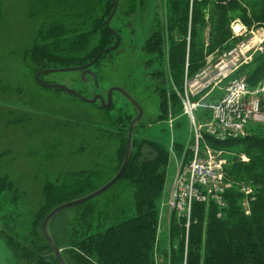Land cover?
<instances>
[{"label":"trees","instance_id":"1","mask_svg":"<svg viewBox=\"0 0 264 264\" xmlns=\"http://www.w3.org/2000/svg\"><path fill=\"white\" fill-rule=\"evenodd\" d=\"M115 1L114 16L122 21L141 15L146 9L145 0ZM112 8L111 0H28L27 18L35 26L33 39L22 54L28 72L32 75L50 66L68 68L91 62L111 43L112 34L105 22ZM167 10L168 67L180 88L185 72L192 78L205 67L206 58H219L238 43L239 38L231 32L235 20L247 30L264 27V0H167ZM1 11L0 0V20ZM205 31L206 40L202 34ZM160 51L161 39L154 34L142 49L147 66L156 62ZM236 75L245 77L249 89L255 88L264 79V51L250 64L242 65ZM166 97L165 94V101L160 104V118L167 113ZM171 99L175 102V95ZM27 100L28 95L21 101L27 104ZM1 109L5 108H0L4 126L28 121L25 113ZM98 111L94 119L74 118L68 112L62 125L56 120L49 125L67 129L68 136L65 146L64 140L45 146L47 159L69 153L88 159L89 168L58 174L55 182L42 186L41 203L27 232L6 239L16 264H58L41 234L44 218L55 207L96 191L119 170L127 136L113 129L114 121L105 110ZM17 114L22 116L18 119ZM203 142L218 151L239 146L249 161L234 162L226 168V181L231 185L224 194L226 207L221 218L217 217L218 207L211 202L193 205L187 232L183 220L173 219L174 248L169 264H264V137L247 134L221 142L204 133ZM168 160L167 152L158 143L133 141L126 169L109 190L88 203L65 210L70 216L62 222L57 219L62 212L50 221L48 232L58 248L75 244V251L68 252V258L61 253L67 264H153L156 202L165 185ZM3 168L0 166V208L16 205L24 197ZM243 184L251 185L255 192L249 215H244L239 206L238 186ZM107 223L111 224L109 228H105Z\"/></svg>","mask_w":264,"mask_h":264},{"label":"rangeland","instance_id":"2","mask_svg":"<svg viewBox=\"0 0 264 264\" xmlns=\"http://www.w3.org/2000/svg\"><path fill=\"white\" fill-rule=\"evenodd\" d=\"M27 2L28 0H1L0 108L13 110L16 113H25L28 115V121L21 122L17 126H4L0 122V166L4 167L3 170L9 179L14 181L19 190L24 193V197L17 201L16 205L8 204L9 206L0 208V264H16V260L6 246V239L14 237L15 233L24 235L27 232L33 214L41 203L42 186L46 182H55L58 174L89 168V161L83 156H71L66 153L58 158L47 159L45 146L58 143L68 136L67 129L60 128V126L51 128L49 125H52L53 120H56L58 125H62L61 120L66 117L68 112L72 113L74 118L94 119L98 110L101 109L99 103L89 105L72 101L71 96L60 90L46 88L44 89L48 90L47 92L38 90L37 86L39 85L35 76L39 71L31 75L22 61L23 49L32 41L35 31L34 24L27 18ZM145 4L146 9L141 15L123 21L116 15L111 20L109 27L118 34L119 44L115 50L106 53L103 59L101 58L90 68L96 77L97 88L89 76L82 79L80 71L46 74L41 77V80L46 83L63 85L88 99H91L93 94L100 95L105 99L110 88H120L139 105L142 117L133 127L132 143L140 140L154 141L169 156L165 185L156 202L157 231L151 252L153 264H169L171 249L174 248L171 224L175 215L171 212L168 203L174 192L177 171L180 167L186 166L193 158L192 151L195 147L193 126L188 121L181 104L183 84L188 82L191 77L187 76L185 72L180 88L168 67L170 34L167 24V0H145ZM206 17H208L207 14ZM237 25L244 26L238 20H235L231 26L232 34L239 38L238 43L251 42L252 37H254L253 39L262 37L260 45L264 46V27H252L250 30L244 27L246 31L238 34V31H235ZM110 33L112 34V32ZM154 34L161 39L160 56H158L159 58L155 57V59L158 58L155 63L147 66V58L142 49L146 41ZM202 34L206 40L207 31ZM110 42L106 48L114 45L113 34ZM254 50L256 47L245 55L247 64H250L257 55ZM214 58H206V65L209 61V63H214L219 59ZM241 67L242 65L237 68ZM235 68L236 65L232 72ZM49 69H60V67L50 66L42 70ZM165 94L168 97H166L167 103H165L167 104V113L165 118H160V104L165 101ZM26 95H28V100L29 98L33 100L30 103L27 100V104H23L21 100ZM171 95H175V102L171 99ZM222 97L221 90L214 88L209 96L200 100V107L194 112L195 125L202 137L199 141L201 151L211 149L203 142V134L206 133V128L211 123V112L208 107L211 104L219 103ZM105 113L110 120L114 121L113 129L121 130L126 136L131 121L137 116L133 106L123 96L115 92L111 95V104ZM21 116L17 114L16 118L19 119ZM83 124H85L84 121ZM246 133L264 137V124H252ZM65 145L66 141L64 140L63 146ZM211 150L223 162L222 171L225 182L230 188L231 184L226 181V168L234 162L248 163V156L242 152V148L239 146L222 151ZM65 152L67 149L62 153L65 154ZM42 154L43 157H41ZM65 212L63 211L57 217L59 222L70 216V213L66 215ZM129 215L124 216L120 221L125 220ZM177 221L181 222L179 219ZM110 226L109 223L105 224V228ZM59 249L65 258H68L67 253L75 251V244L60 246Z\"/></svg>","mask_w":264,"mask_h":264},{"label":"built area","instance_id":"3","mask_svg":"<svg viewBox=\"0 0 264 264\" xmlns=\"http://www.w3.org/2000/svg\"><path fill=\"white\" fill-rule=\"evenodd\" d=\"M245 31L244 27H240L238 34ZM253 38L251 42L237 43L217 58L216 62L209 61L204 69L183 84L181 104L193 126L195 147L192 151L193 158L177 171L174 192L168 205L175 217L183 220L186 232L195 203L212 202L218 207L217 217H222L226 207L224 194L229 187L224 180L223 162L220 158L209 148L204 151L199 149L202 137L195 125L194 112L200 107V100L209 96L214 88L223 93L219 103L208 107L211 123L206 128V134L217 141L242 137L247 134L246 130L250 125L264 124V79L255 88L249 89L245 77L236 75L237 67L247 65L245 55L250 50L256 47V54H262L264 51L263 44L260 45L262 37ZM235 65L236 68L232 72ZM238 190L241 194L240 209L244 215H249L251 203L255 199L253 188L243 184Z\"/></svg>","mask_w":264,"mask_h":264},{"label":"water","instance_id":"4","mask_svg":"<svg viewBox=\"0 0 264 264\" xmlns=\"http://www.w3.org/2000/svg\"><path fill=\"white\" fill-rule=\"evenodd\" d=\"M111 2L113 4V8H112V11H111L109 17L107 18V20L105 22V27L107 30L112 32V34L115 38V43L113 46L100 51L97 54V56L91 62H89L88 64H85L83 66L41 70L35 76V80L39 86L46 88V89L63 91L64 93L68 94L69 96H71L75 100L82 102V103H85V104L94 105L96 103H99L100 108L103 110H106L110 107L111 95L114 92L118 93L121 96H123L133 106V108L137 112V116L134 120L131 121L130 126H129V130L127 133L126 151H125L123 162H122L119 170L117 171V173L113 176V178L108 183H106L105 185H103L102 187L97 189L96 191L92 192L91 194L86 195V196L79 198L77 200H73V201H70V202H67V203H64V204H61V205L55 207L44 218L42 225H41V234H42V237L44 238V240L49 245L51 252H52V254H53V256H54V258L58 264H67V263L65 262L59 248L56 246V244L54 243V241L52 240V238L48 232V224L59 213L65 211V210H68L70 208H74V207L83 205V204L88 203V202L92 201L93 199L99 197L100 195L105 193L107 190H109L121 178V176L123 175V173L126 169L128 162H129L131 152H132V140H131V138H132L133 127L141 120L142 111H141L139 105L135 102V100L133 98H131L124 90H122L120 88H110L106 93L105 99L102 96L95 95V94H93V97L91 99H88V98L83 97L79 93L75 92L74 90L69 89L63 85L46 84V83L42 82L40 80V78L46 74L73 73V72H79L80 71L82 79H84L86 76H89L92 79L95 88H97L98 84H97L96 77H95L94 73L91 72L90 68L94 66V64L100 59V57L102 55L109 53L110 51L115 50L119 44L118 34L116 32H114L113 30H111V28L109 27L110 22H111L112 18L114 17V14L117 10L116 1L111 0Z\"/></svg>","mask_w":264,"mask_h":264},{"label":"bare ground","instance_id":"5","mask_svg":"<svg viewBox=\"0 0 264 264\" xmlns=\"http://www.w3.org/2000/svg\"><path fill=\"white\" fill-rule=\"evenodd\" d=\"M240 29V26H236L235 31H238Z\"/></svg>","mask_w":264,"mask_h":264},{"label":"flooded vegetation","instance_id":"6","mask_svg":"<svg viewBox=\"0 0 264 264\" xmlns=\"http://www.w3.org/2000/svg\"><path fill=\"white\" fill-rule=\"evenodd\" d=\"M40 80H41V78H40ZM42 81V80H41ZM42 82H44V81H42ZM44 83H46V82H44ZM46 84H53V83H46Z\"/></svg>","mask_w":264,"mask_h":264}]
</instances>
